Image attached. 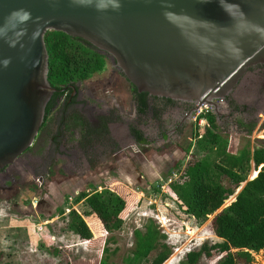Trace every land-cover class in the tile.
Masks as SVG:
<instances>
[{
  "label": "water",
  "instance_id": "water-1",
  "mask_svg": "<svg viewBox=\"0 0 264 264\" xmlns=\"http://www.w3.org/2000/svg\"><path fill=\"white\" fill-rule=\"evenodd\" d=\"M57 31L111 56L138 92L193 110L217 112V100L264 67V0H0V169L43 123Z\"/></svg>",
  "mask_w": 264,
  "mask_h": 264
},
{
  "label": "rangeland",
  "instance_id": "rangeland-1",
  "mask_svg": "<svg viewBox=\"0 0 264 264\" xmlns=\"http://www.w3.org/2000/svg\"><path fill=\"white\" fill-rule=\"evenodd\" d=\"M109 70L111 66L106 62L103 69L95 72L87 81H90L91 85L96 83L97 79L104 81L110 78ZM249 77L248 75L246 78ZM126 87L128 83L123 77L112 81V95L115 101L123 100L124 109L129 110ZM249 90H242V95L240 91L237 94L247 102L258 95L260 88L253 92ZM201 108V115L205 112L207 114L209 107ZM261 108L255 111V122L253 125L251 123L248 133L233 131L230 128L222 132L225 138L223 140L225 143L228 141L231 153L241 154L244 150L252 153L255 147L264 144V107ZM197 113L198 111H195L192 122L187 123L182 134L179 137L172 135L170 141L163 139L142 147L128 143L115 159L93 163L87 170H78L77 165L68 170L63 167L64 157L57 156L46 175H35L30 183L21 184L13 193L3 194L0 197V264H98L101 258H106L109 264H149L142 259L137 261L132 253L134 230L144 231L148 224L156 226L166 235L161 242L172 249V253L162 264H180L186 252L199 249L203 242L212 244L217 241L211 230L212 218L234 200L241 186L252 178L254 171H259L260 167H255L250 159L246 179L204 222L199 223L188 216L168 184L177 178L191 154L206 157L209 161H219L215 149L206 150L205 137L200 136L207 125L206 116H200L204 118L200 121L199 118L195 119ZM168 123H171V120ZM53 125L54 123H50L51 128L47 126V136L51 133ZM148 128L151 133L149 137L153 139L154 126L149 125ZM112 134L119 139L122 136V127L112 130ZM43 138H46V135ZM72 138L73 135L69 138L73 143ZM199 140H203V144H200ZM46 142L44 141V146L41 147L43 152L34 145L25 154L32 153L44 157ZM204 145L205 148L202 149L201 146ZM74 163L76 164L75 161ZM176 163L179 166L174 170ZM105 183L128 196L127 208L123 213L125 222L120 230L108 233L95 214H86L84 219L92 231L93 238L85 241L69 231L61 217L70 206L86 213L88 206L84 202L74 203V196L80 191L100 190ZM59 210H63V214L59 215ZM104 247L107 248L106 252L103 251ZM153 254L154 251L150 257ZM250 254L252 264H264V248L250 251ZM221 256L219 253H213L210 257L202 255L197 264H216Z\"/></svg>",
  "mask_w": 264,
  "mask_h": 264
},
{
  "label": "trees",
  "instance_id": "trees-1",
  "mask_svg": "<svg viewBox=\"0 0 264 264\" xmlns=\"http://www.w3.org/2000/svg\"><path fill=\"white\" fill-rule=\"evenodd\" d=\"M47 52L49 77L52 87L57 89L71 81L88 78L105 65L104 56L97 48L81 38L60 31L55 34ZM133 89L137 95V89ZM143 94L146 95V92ZM201 116H206L207 125L200 136L205 137L207 151L216 150L219 161H209L206 157L191 154L177 178L168 184L188 216L201 223L218 210L246 179L250 159L260 170H255L253 177H256L246 181L234 200L212 218L211 230L217 241L212 244L203 242L199 249L186 252L180 264H197L202 255L210 257L213 253L222 254L216 264H252L250 251L264 248V144L255 147L252 153L248 150L241 154L231 153L228 141L225 143L217 133L216 126L211 125L209 113ZM198 142L203 144V140ZM201 148H205V145ZM178 166L176 163L174 170ZM109 185L105 183L100 190L80 191L74 196V203L84 202L88 206L86 213L79 212L73 206L67 212L59 210V215L65 214L61 218L69 231L85 241L91 240L93 234L84 219L86 214H95L108 233L122 228L128 196ZM133 233L135 242L132 253L137 261L142 259L149 264H162L172 253L170 246L161 242L166 235L156 226L148 224L144 231L135 229ZM103 251L106 252L107 248L104 247ZM98 264L109 263L106 258H101Z\"/></svg>",
  "mask_w": 264,
  "mask_h": 264
},
{
  "label": "flooded vegetation",
  "instance_id": "flooded-vegetation-1",
  "mask_svg": "<svg viewBox=\"0 0 264 264\" xmlns=\"http://www.w3.org/2000/svg\"><path fill=\"white\" fill-rule=\"evenodd\" d=\"M99 53L104 56L105 63L109 62L111 66L110 78L104 81L97 79L91 85L87 80L93 73L86 79L71 81L60 89L55 88L33 143V146L36 145L42 151L41 147L47 141L46 155L41 158L38 154H25L30 147L13 164L1 168L0 197L13 193L21 184L30 183L35 175H46L57 156L64 157L63 167L68 170L75 168V165L78 170H87L93 163L115 159L128 143L142 147L163 139L169 140L172 135L179 137L187 123L192 122L193 114L197 110H193L196 103L155 97L148 93L145 95L138 91L135 95L134 86L115 66L113 58L106 53ZM249 76V79L245 77L236 83L221 101L217 100V112L210 107L207 110L211 125L216 126V131L222 138V132H226L228 128L248 133L251 123L253 125L255 122V111L264 107V67ZM118 77H123L128 83L126 93L129 97V110L124 109L123 100L117 102L112 95V81ZM256 88H260L258 95L247 102L237 94L240 91L242 95L248 89L253 92ZM122 113L126 115L123 116ZM132 115L134 119L131 118ZM170 120L171 123H168ZM50 123L54 125L47 136L46 128L48 125L51 128ZM115 125L122 127V136L119 139L112 134V130L117 129ZM149 125L154 126L153 139L149 137ZM45 135L46 138H43ZM71 135L73 143L69 139Z\"/></svg>",
  "mask_w": 264,
  "mask_h": 264
},
{
  "label": "built area",
  "instance_id": "built-area-1",
  "mask_svg": "<svg viewBox=\"0 0 264 264\" xmlns=\"http://www.w3.org/2000/svg\"><path fill=\"white\" fill-rule=\"evenodd\" d=\"M218 101H221V99H219ZM202 106H204V107H208L207 105H201V106H199V107H197V110L196 111H198V115L195 117V119L196 118H199L198 120H200V121H202V119H204L203 117L201 118L200 116H201V113L200 112H202ZM205 114V113H204ZM203 115V114H202Z\"/></svg>",
  "mask_w": 264,
  "mask_h": 264
},
{
  "label": "bare ground",
  "instance_id": "bare-ground-1",
  "mask_svg": "<svg viewBox=\"0 0 264 264\" xmlns=\"http://www.w3.org/2000/svg\"><path fill=\"white\" fill-rule=\"evenodd\" d=\"M255 177H256V176H255ZM255 177H254V178H255Z\"/></svg>",
  "mask_w": 264,
  "mask_h": 264
}]
</instances>
